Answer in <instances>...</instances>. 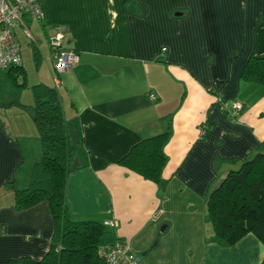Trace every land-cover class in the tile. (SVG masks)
Segmentation results:
<instances>
[{"label":"crops","instance_id":"obj_1","mask_svg":"<svg viewBox=\"0 0 264 264\" xmlns=\"http://www.w3.org/2000/svg\"><path fill=\"white\" fill-rule=\"evenodd\" d=\"M39 5V19L14 29L24 44L19 70L0 72V264L40 260L54 235L46 200L15 205L42 152L31 113L37 84L57 92L76 143L65 185L72 220L103 224L104 242L124 241L139 264H261L264 244L253 233L232 245L217 239L207 198L229 170L264 152V86L242 77L251 56H264V0ZM58 26L77 55L61 73L48 43ZM220 101L243 108L231 118ZM164 131L157 182L118 162Z\"/></svg>","mask_w":264,"mask_h":264},{"label":"trees","instance_id":"obj_2","mask_svg":"<svg viewBox=\"0 0 264 264\" xmlns=\"http://www.w3.org/2000/svg\"><path fill=\"white\" fill-rule=\"evenodd\" d=\"M26 17L29 16H24L23 20ZM19 68L20 64L7 71H18ZM242 77L264 86V56H251ZM32 89L35 102L31 113L42 152L34 162L29 184L15 189V205L28 208L46 200L52 214L54 235L48 252L40 260L22 256L10 259L6 264H107L97 253L99 248L113 242H103L105 226L70 217L65 185L68 173L73 169L71 162L76 143L70 134V123L63 116L58 94L55 89L42 84L34 85ZM168 135L169 132L164 131L141 139L118 162L157 182L165 163L163 144ZM207 215L220 242L232 245L246 233H253L264 244V152L256 153L237 169L226 173L208 195ZM261 264H264V257Z\"/></svg>","mask_w":264,"mask_h":264},{"label":"built area","instance_id":"obj_3","mask_svg":"<svg viewBox=\"0 0 264 264\" xmlns=\"http://www.w3.org/2000/svg\"><path fill=\"white\" fill-rule=\"evenodd\" d=\"M40 0H0V69L7 70L17 66L21 61L20 44L15 35V27L22 24L24 16L40 18L42 11ZM64 30L61 26L56 27L54 35L48 43L51 49L53 67L56 72L69 71L77 62V55L62 45ZM165 50V48H162ZM55 86L59 82L55 79ZM154 98V94L149 95ZM220 109L229 117L238 114L243 104L239 101H220ZM114 225V222H107ZM107 264H139L140 257L131 251L130 246L121 240H115L105 247L97 250Z\"/></svg>","mask_w":264,"mask_h":264},{"label":"rangeland","instance_id":"obj_4","mask_svg":"<svg viewBox=\"0 0 264 264\" xmlns=\"http://www.w3.org/2000/svg\"><path fill=\"white\" fill-rule=\"evenodd\" d=\"M31 38V37H30ZM20 40L22 41V38H20ZM26 48V47H25ZM24 50V44L22 43L21 44V49L20 51L22 52ZM31 58H30V61H29V64H27L25 67L26 69V72H27V75H32V72H33V63L31 62ZM0 72L3 73L4 75H7L6 73V70L4 69H0ZM5 82V81H4ZM2 85V83H0V86ZM3 86V85H2ZM3 88H7L6 86H4ZM103 242H104V239H103Z\"/></svg>","mask_w":264,"mask_h":264}]
</instances>
